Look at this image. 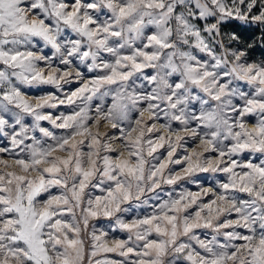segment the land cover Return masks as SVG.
<instances>
[{
	"label": "snow or ice",
	"instance_id": "snow-or-ice-1",
	"mask_svg": "<svg viewBox=\"0 0 264 264\" xmlns=\"http://www.w3.org/2000/svg\"><path fill=\"white\" fill-rule=\"evenodd\" d=\"M0 264H264V0H0Z\"/></svg>",
	"mask_w": 264,
	"mask_h": 264
},
{
	"label": "rangeland",
	"instance_id": "rangeland-1",
	"mask_svg": "<svg viewBox=\"0 0 264 264\" xmlns=\"http://www.w3.org/2000/svg\"><path fill=\"white\" fill-rule=\"evenodd\" d=\"M62 110H66V109H62ZM177 167H178V166H177ZM188 187H189V188H192L193 190H195L194 186H192V185H188ZM98 223H104V224H107L108 222L102 220V221H99ZM113 235L118 236V237H121V238H123V237L125 236L124 233H119V232H117V233H113ZM86 243H87V241H86ZM108 255L112 256L113 254H108ZM113 258L119 259V257H113Z\"/></svg>",
	"mask_w": 264,
	"mask_h": 264
}]
</instances>
